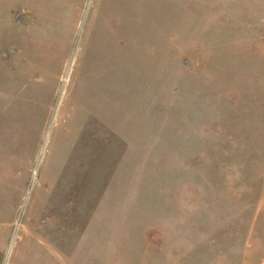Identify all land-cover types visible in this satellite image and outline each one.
<instances>
[{
  "label": "rangeland",
  "instance_id": "374dc122",
  "mask_svg": "<svg viewBox=\"0 0 264 264\" xmlns=\"http://www.w3.org/2000/svg\"><path fill=\"white\" fill-rule=\"evenodd\" d=\"M33 5L0 0L50 103L0 131V264H264V0Z\"/></svg>",
  "mask_w": 264,
  "mask_h": 264
},
{
  "label": "crops",
  "instance_id": "0c3cea01",
  "mask_svg": "<svg viewBox=\"0 0 264 264\" xmlns=\"http://www.w3.org/2000/svg\"><path fill=\"white\" fill-rule=\"evenodd\" d=\"M8 2V0H5ZM20 3L26 4V8H29L30 4L35 7V3L38 0H18ZM28 19V18H27ZM9 25V23H8ZM31 33V34H28ZM41 32L37 30L31 31L26 26L9 27L8 29L0 30V49L4 46L8 47L7 54L14 48L16 51L10 52L7 58H0V131L8 132V116H19L34 114L38 110L44 112L48 108L49 102L45 103L46 95L41 90H28L23 89L22 83L24 76L22 71L21 62L19 60L23 51L22 40L26 37L29 38L28 47L26 50H32L33 53L38 50L39 45H44L42 42ZM43 34V32H42ZM2 51H6L2 49ZM19 52V53H18ZM13 53V54H12ZM6 54V55H7ZM26 75V74H25ZM26 78V76H25ZM24 78V79H25ZM33 85H36L37 76L33 71ZM25 83L28 84L26 78ZM51 97L52 96H48ZM38 109V110H37ZM26 118V117H25ZM3 146L7 142L0 141ZM8 158L5 156L0 157V180H8ZM2 190V189H0ZM8 245V190L0 191V249H4ZM36 264H44L38 259L35 260ZM8 264V255L6 259Z\"/></svg>",
  "mask_w": 264,
  "mask_h": 264
}]
</instances>
